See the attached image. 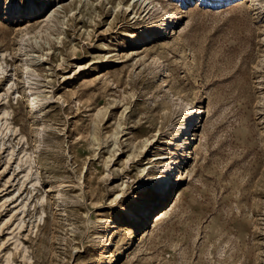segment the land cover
<instances>
[{
  "label": "rangeland",
  "instance_id": "rangeland-1",
  "mask_svg": "<svg viewBox=\"0 0 264 264\" xmlns=\"http://www.w3.org/2000/svg\"><path fill=\"white\" fill-rule=\"evenodd\" d=\"M147 1L3 11L0 264H264V0ZM160 7L173 31L134 48L165 32ZM181 100L207 112L164 197L155 159L177 150Z\"/></svg>",
  "mask_w": 264,
  "mask_h": 264
},
{
  "label": "bare ground",
  "instance_id": "bare-ground-1",
  "mask_svg": "<svg viewBox=\"0 0 264 264\" xmlns=\"http://www.w3.org/2000/svg\"><path fill=\"white\" fill-rule=\"evenodd\" d=\"M133 1L143 2L145 4L148 2L147 0H133ZM210 1H217V3H222V2L224 3L226 0H210ZM250 1L252 3H255L257 0H250ZM9 3L10 1L4 5V10L6 13H9L11 16H13L17 12L8 11ZM44 4H45V7L47 8L48 2H44ZM133 5L134 4L130 5L128 8V9H131L132 12H133V8H132ZM158 5H159L158 2L157 4L149 2L147 7L151 6L152 9H155V8H158ZM160 9L163 10V14L161 15L162 19L160 20L159 23H162L161 30L162 31L165 30V32L161 33L160 36H158L159 31L156 32V27H158V24H155L154 26L148 28L147 30L141 31L140 37L138 38L136 37V39H133V41L130 40L131 44L135 46L134 48H139L140 46H143L145 43L151 41L152 39H155V38L162 39L168 36L169 34H171V32L173 31V28L176 26V20L173 18L174 13L162 7H160ZM46 20L48 19L46 18ZM166 71L164 70V72ZM28 98H29V104L31 108H36L39 106L40 103H39V99L37 95H33V93L32 94L29 93ZM178 108H180L179 111L183 114V119L181 123L178 125L177 129L173 132L172 139H171V142H174L175 140V143L178 144L177 150L174 149L172 150L170 154L166 153L161 156H158L155 159L157 161V162L155 161L156 162L155 165L158 166V168L160 169V172L155 178L153 189L158 195H161L162 191L166 189V191L163 192L162 194L164 197L167 196L168 192L172 193L177 188L178 180L180 176L183 174V171L186 170L189 164L188 162L189 153L182 152L181 154H179V152L181 150V147H184L185 146L184 143L187 141H195V144H197V140L200 135L199 134V124L201 123L202 115L204 116V114H206L207 112L205 107H197L195 104H193L192 101H189V100H181V103ZM1 120L2 119L0 118V121ZM2 125H4V122L2 123ZM173 126L175 125L173 124ZM182 134L187 135V140L185 141H183V139L179 140ZM147 178H148L147 181H150L149 180L150 175H148ZM164 210L160 211L156 215L157 216L156 220H160L165 215L166 212H164ZM134 219H135V216H134ZM5 264H11L9 259L5 260Z\"/></svg>",
  "mask_w": 264,
  "mask_h": 264
},
{
  "label": "snow or ice",
  "instance_id": "snow-or-ice-1",
  "mask_svg": "<svg viewBox=\"0 0 264 264\" xmlns=\"http://www.w3.org/2000/svg\"><path fill=\"white\" fill-rule=\"evenodd\" d=\"M3 0H0V17L3 14ZM8 11H15L20 15L34 16V14L47 15L48 8L45 7L44 0H10ZM153 195L150 189H146L140 194L139 200L125 201L127 204L126 212L121 215L125 218L134 216L139 210L142 202H146Z\"/></svg>",
  "mask_w": 264,
  "mask_h": 264
}]
</instances>
